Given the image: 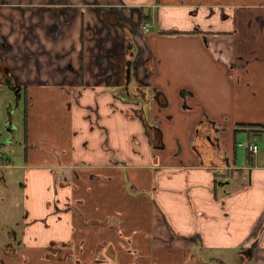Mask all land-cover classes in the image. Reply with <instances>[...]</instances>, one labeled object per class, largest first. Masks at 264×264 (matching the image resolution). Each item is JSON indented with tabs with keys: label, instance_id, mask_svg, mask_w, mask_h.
Masks as SVG:
<instances>
[{
	"label": "crops",
	"instance_id": "obj_1",
	"mask_svg": "<svg viewBox=\"0 0 264 264\" xmlns=\"http://www.w3.org/2000/svg\"><path fill=\"white\" fill-rule=\"evenodd\" d=\"M3 59L0 264H264V0H0Z\"/></svg>",
	"mask_w": 264,
	"mask_h": 264
},
{
	"label": "rangeland",
	"instance_id": "obj_2",
	"mask_svg": "<svg viewBox=\"0 0 264 264\" xmlns=\"http://www.w3.org/2000/svg\"><path fill=\"white\" fill-rule=\"evenodd\" d=\"M13 101V97L11 98ZM18 103L15 101V105ZM23 110L22 104L21 106H17L15 108L12 115L5 113L3 110L1 114V119L7 121L9 117L13 118L14 125L17 129L18 135L21 139H23V132L25 130V126L23 124ZM4 131V137H11V133ZM242 135V134H241ZM244 136V135H242ZM7 148L1 147V152L4 153V157L6 160L12 163L14 167H7L3 170L8 184H3L0 182V192L4 191L7 199L6 206L11 208H5L3 206L2 201H0V246L6 245V247L11 243L13 246L16 242L13 240L11 235V230L15 229L16 231L20 229L18 228V223H22L23 218L22 214H24L20 208L14 209V205L17 202H21V196L19 197L17 190H12L11 188H16L22 182V170L20 168L21 164H24L25 161V151L23 148L18 147L12 140H7ZM264 150V146H263ZM241 151V150H240ZM241 260H238L237 264H241ZM233 264H235V260L233 259Z\"/></svg>",
	"mask_w": 264,
	"mask_h": 264
},
{
	"label": "flooded vegetation",
	"instance_id": "obj_3",
	"mask_svg": "<svg viewBox=\"0 0 264 264\" xmlns=\"http://www.w3.org/2000/svg\"><path fill=\"white\" fill-rule=\"evenodd\" d=\"M53 5H50V9L53 11H58L57 10V5L55 3H52ZM95 7L97 8L98 5L96 4ZM61 11L66 14V8L61 7ZM112 13V15L115 17V13L114 12H109ZM111 26V24H110ZM3 43V47L5 49H10L11 46L8 43V40L5 38ZM115 61V60H114ZM7 60L3 59L2 62V66L0 67V83L7 87L10 91H11V98L13 97V101H11V98L8 99V102L5 106V110H8V113H10L13 109L17 108V106H21L22 104V109L23 107L25 108L26 105V99L23 100L22 98V84L20 83V81L18 80V78H16L13 74L12 71L10 70V68H8L7 66ZM66 84V83H65ZM64 84V85H65ZM15 101L18 103L17 105H15ZM11 107H13V109H11Z\"/></svg>",
	"mask_w": 264,
	"mask_h": 264
},
{
	"label": "built area",
	"instance_id": "obj_4",
	"mask_svg": "<svg viewBox=\"0 0 264 264\" xmlns=\"http://www.w3.org/2000/svg\"><path fill=\"white\" fill-rule=\"evenodd\" d=\"M240 146H247L248 150L251 151L252 153H256L258 151V146L254 144L252 140H250L248 144L246 145L241 144Z\"/></svg>",
	"mask_w": 264,
	"mask_h": 264
},
{
	"label": "trees",
	"instance_id": "obj_5",
	"mask_svg": "<svg viewBox=\"0 0 264 264\" xmlns=\"http://www.w3.org/2000/svg\"><path fill=\"white\" fill-rule=\"evenodd\" d=\"M148 17H146L145 15L143 16V20H147ZM24 126L27 127V104L25 105V108H24ZM149 129H151L149 127ZM251 153V151H249Z\"/></svg>",
	"mask_w": 264,
	"mask_h": 264
}]
</instances>
